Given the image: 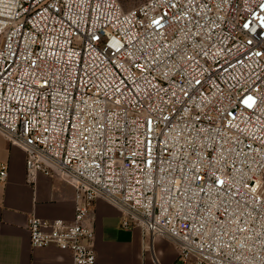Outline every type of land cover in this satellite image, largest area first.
<instances>
[{
    "label": "built area",
    "instance_id": "1",
    "mask_svg": "<svg viewBox=\"0 0 264 264\" xmlns=\"http://www.w3.org/2000/svg\"><path fill=\"white\" fill-rule=\"evenodd\" d=\"M262 21L264 0H0V136L28 181L76 189L71 224L28 219L30 247L99 264L103 201L180 264H264Z\"/></svg>",
    "mask_w": 264,
    "mask_h": 264
},
{
    "label": "crops",
    "instance_id": "2",
    "mask_svg": "<svg viewBox=\"0 0 264 264\" xmlns=\"http://www.w3.org/2000/svg\"><path fill=\"white\" fill-rule=\"evenodd\" d=\"M0 164L7 168L0 183V264H72L68 252L31 248L26 227L31 217L71 224L76 196L72 182L57 174L28 181L24 152L2 136ZM85 225L94 234L99 264H180L174 243L150 240L139 228H122L120 213L103 201L94 202Z\"/></svg>",
    "mask_w": 264,
    "mask_h": 264
},
{
    "label": "rangeland",
    "instance_id": "3",
    "mask_svg": "<svg viewBox=\"0 0 264 264\" xmlns=\"http://www.w3.org/2000/svg\"><path fill=\"white\" fill-rule=\"evenodd\" d=\"M123 10L128 11L137 5L143 3L145 0H117ZM180 263V262H179ZM187 264H193L192 262H188Z\"/></svg>",
    "mask_w": 264,
    "mask_h": 264
},
{
    "label": "snow or ice",
    "instance_id": "4",
    "mask_svg": "<svg viewBox=\"0 0 264 264\" xmlns=\"http://www.w3.org/2000/svg\"><path fill=\"white\" fill-rule=\"evenodd\" d=\"M157 23H158V22H157ZM248 26H249V25H247V24L245 25V27H248ZM262 26H264V21H262ZM219 183H221V184H222V183H223V181H220Z\"/></svg>",
    "mask_w": 264,
    "mask_h": 264
}]
</instances>
